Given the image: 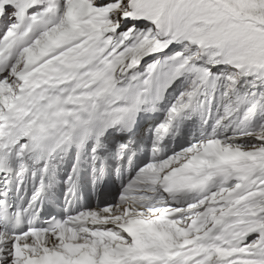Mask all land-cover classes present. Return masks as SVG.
<instances>
[{
    "label": "snow or ice",
    "instance_id": "1",
    "mask_svg": "<svg viewBox=\"0 0 264 264\" xmlns=\"http://www.w3.org/2000/svg\"><path fill=\"white\" fill-rule=\"evenodd\" d=\"M0 264H264V0H0Z\"/></svg>",
    "mask_w": 264,
    "mask_h": 264
}]
</instances>
